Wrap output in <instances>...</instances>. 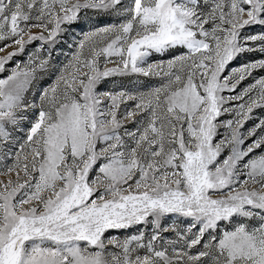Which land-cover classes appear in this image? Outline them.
Instances as JSON below:
<instances>
[{
  "label": "snow or ice",
  "instance_id": "snow-or-ice-1",
  "mask_svg": "<svg viewBox=\"0 0 264 264\" xmlns=\"http://www.w3.org/2000/svg\"><path fill=\"white\" fill-rule=\"evenodd\" d=\"M109 9L123 22L86 33L71 72L38 97L26 94L50 55L0 78V149L34 110L14 168L0 180V264H264V151L255 154L264 120L241 131L264 107V76L236 92L264 58L222 75L237 53L264 54V32L240 36L264 26V0H0V41H10L0 52L17 46L0 57V72L25 44H55L81 11ZM170 49L183 51L147 63ZM125 72L167 83L139 96L97 91L102 78ZM128 100L135 106L118 117ZM229 101L242 103L223 108ZM229 111L235 119L218 123ZM127 121L140 126L129 131ZM220 127L230 132L217 138ZM171 214L189 227L169 224ZM133 226L150 231L105 236ZM168 232L184 247L165 242Z\"/></svg>",
  "mask_w": 264,
  "mask_h": 264
},
{
  "label": "rangeland",
  "instance_id": "rangeland-1",
  "mask_svg": "<svg viewBox=\"0 0 264 264\" xmlns=\"http://www.w3.org/2000/svg\"><path fill=\"white\" fill-rule=\"evenodd\" d=\"M131 0H122V4L125 6L129 5ZM125 17L122 14H118L116 10L109 9L106 11L102 10H83L79 14V17L76 21L71 23H66L62 27L65 29L57 37V42L55 44H50L49 42L42 41H32L31 43L25 44L24 50L22 52H17L15 56L12 57L10 61L5 64V71L0 72V78L7 77L13 69L19 68L21 70L26 67H31L34 61H38L41 58L48 57L49 66L46 71L38 72L37 79L33 82L31 89L29 90L28 95L29 99H33L38 97L40 91L42 89L50 87L56 79L61 75V73L68 74L71 72V68L69 67L73 63V57L78 52V44L84 38V35L88 32L97 30L99 28L111 25V24H119L123 22ZM33 33H38V29H33ZM264 32V26L261 25H248L240 30L241 38L253 34H258ZM27 39V37H26ZM6 43H10V41H0V48H3ZM102 43V42H101ZM17 50V46L13 45L12 47L6 48L3 52H0V57L7 56L9 53ZM183 51V49H170L164 53H155L153 52L148 58L147 63H157V62H167L169 59L173 57V55L178 54ZM87 53V48L85 49V54ZM261 58H264V54L254 51V52H240L237 53L233 59L228 63L222 75H227L233 69H237L242 65L248 64L253 61H257ZM111 60H115V57L110 58ZM105 58L100 57V66L101 70L105 66ZM114 63H107V67H114ZM264 76V69L254 70L251 75L247 76L241 84L237 87L236 92H240L243 88L255 82L256 79ZM167 83V78L163 75H148L144 76L140 73H132L125 72L123 74L117 73L108 77L102 78L100 83L97 85V91L103 93H112L117 94L120 92H124L130 95H146L149 92L154 91L156 88L161 87L162 85ZM224 96L235 95V93L225 91L222 93ZM38 103V101H36ZM108 101L105 99V104ZM242 103V101H229L228 103L223 105V108L227 109H236V106ZM135 106V101L128 100L126 102H122L120 104V108L117 112V116L119 117L121 113L125 110H131ZM28 118L21 122L20 128L22 130H11L12 131V141L11 147H5L4 149H0V180H7L9 178L8 175H5L9 168H14L15 165V153L18 149L20 143H22L26 139V134L30 123L34 120V110H29L27 113ZM146 116V113H140L135 117L136 120H142V118ZM229 119H235V111L222 112V115L218 118V123L221 121H226ZM261 120H264V107H254L253 111L249 114V118L244 123L242 132H246L247 130L256 126ZM139 124H136L132 121L125 122V127L129 131H134ZM230 130L226 127H220L218 130V137L221 135H227ZM264 134L261 131L257 130V136ZM256 137H251L246 140V145L251 143L253 139ZM245 145V146H246ZM262 149H256L255 154H259ZM95 172V169H93ZM23 175V173H21ZM92 173H90L89 178H92ZM11 178L14 180L15 171L11 173ZM188 219L177 214H171L168 222L169 224H174L177 229L186 230L189 227ZM138 228L145 232L147 235L150 228L140 226H133L128 229H119V230H109V232L105 233V236H116L120 239H124L131 235L138 234ZM207 238V237H206ZM178 241V246L183 248V241L179 240L177 235L173 232H168L164 234V241ZM167 246V245H166ZM200 246L198 245L197 248ZM109 250L111 251H119L118 249H113L112 246H109ZM171 250V249H170ZM195 253L196 249L191 250Z\"/></svg>",
  "mask_w": 264,
  "mask_h": 264
}]
</instances>
